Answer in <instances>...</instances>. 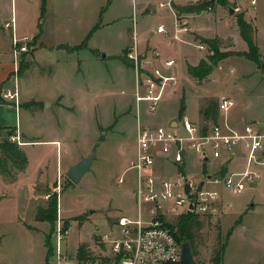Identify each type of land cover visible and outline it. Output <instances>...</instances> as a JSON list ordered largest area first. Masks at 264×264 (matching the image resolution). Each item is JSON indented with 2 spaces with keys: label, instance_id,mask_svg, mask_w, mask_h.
Returning a JSON list of instances; mask_svg holds the SVG:
<instances>
[{
  "label": "rangeland",
  "instance_id": "1",
  "mask_svg": "<svg viewBox=\"0 0 264 264\" xmlns=\"http://www.w3.org/2000/svg\"><path fill=\"white\" fill-rule=\"evenodd\" d=\"M244 1L248 8L254 6L251 1ZM257 1L258 6L261 2L263 3L261 0ZM24 2L27 0H17L19 28L26 22ZM131 4V0H112L108 17L117 16L119 19L111 22L110 26L105 29L107 33L104 34L105 47L100 50L101 61L93 64L91 60L86 59L80 66L81 70H78V67H72L71 64L66 66L67 71L64 77L67 79V75L71 74V79L78 81L74 86L66 87L64 85V89L70 90L72 95L66 99L67 103L72 104L69 111L55 109L53 112L38 113L31 117L24 107L21 109L23 129L28 131L32 122L36 128L43 129L42 136H57L61 139L63 161L70 156L71 160L77 161L80 156L85 155L92 148H95V154L90 170L86 171L80 181L75 182L67 176L65 170L68 167V162L65 161V165L63 164L61 170L57 172L54 182L42 183L40 177L35 174L36 168L43 160L42 157H45V163H48L49 170L55 166L56 144L45 145L50 150L40 156L37 151L40 153L44 145L26 146L29 162L25 172L19 174L15 180H7L14 176L12 172L10 176H7V179L1 182L0 187V195H2L0 197V230L5 233V237L0 241V257L4 260L3 264H45V260L43 261L42 258L43 242L46 244L47 258L54 250L55 234L53 231L58 217L68 228L61 248L66 252H73L80 243L93 244L94 238L109 226L115 216L120 213H133L136 208L134 201L135 171L133 168L124 169L132 155L136 126L132 115L133 111L135 114V110L133 103L130 105L131 100H129L132 81L130 80V71L124 70L121 65L123 59L119 56L121 48L124 46V39L119 35V32L128 28V25L129 28L132 25L130 20ZM9 6L10 0H0V9L3 15L9 14L11 10ZM86 9L88 11V8ZM202 9L212 10L208 9L206 5ZM126 13L129 16L128 19ZM224 13L226 17L218 20L216 25V32L221 36L219 37L220 47L225 50L232 47H246L239 31L229 29L227 25L233 16H227V9ZM123 15L126 17L122 18ZM258 15V23L262 27L264 39V8H261ZM188 18L191 21L189 15ZM230 28L232 27L230 26ZM200 29L210 31L212 30L211 24L203 22ZM228 32L232 36L226 35ZM78 35L79 33H76L75 37L77 38ZM167 46L161 43V48H158L171 50V47ZM195 46L197 47V44ZM200 49L203 50L201 59L211 63V71L206 73L203 79L190 75H184L181 78L178 76L179 82L172 88H175L177 97L185 94L183 98L188 115L197 122H201L204 115L200 107L207 101L217 103L219 97L224 94L235 99V105L228 112V119L231 120V123L239 121L237 108L242 107L246 110L243 105L247 106L249 110L246 112L249 114L252 112L263 113L264 72L255 61L240 54H233L212 63L210 57L213 54L209 48L203 45ZM30 50L29 45V49L21 53L17 65L19 74L23 71V60L30 58ZM88 52L92 54L89 49ZM123 54L124 52L121 55L123 56ZM87 56L88 53L83 51L80 57L87 58ZM261 60L264 64V56H261ZM212 61L214 60L212 59ZM94 71L103 75L105 73L106 78L111 75L112 78H116V83L111 89L103 88L104 91L102 87L96 88L91 82ZM55 79L44 71L37 74L33 71L26 72L22 79L18 78V84L20 82L22 91H26L25 95L30 91L43 95L49 91L52 81ZM97 89L98 91H96ZM121 109L124 112L120 114L124 115L114 121V127L106 126L110 119L112 120L114 116L117 117L116 114ZM101 132H103L102 135H100ZM191 151H188V154ZM190 157L192 164L198 166L195 154H191ZM212 163L214 161H206V168L212 167ZM11 169L13 167L9 169V172ZM120 176L123 177L122 180H119ZM244 192L238 195L245 194ZM238 195H232L231 198H237ZM53 196L57 200V217L54 223L51 224L47 221L44 227L43 223L35 219V214L38 207L46 206ZM223 214L213 218H200L202 223L194 240V259L199 264H212L209 259L211 253L219 242L226 239L227 244L223 253L224 264L264 262V240L262 239L261 243L257 241L258 215L255 213L245 215L237 229L228 237L229 226L236 221L230 220L234 214ZM49 260L51 257L48 258L46 264Z\"/></svg>",
  "mask_w": 264,
  "mask_h": 264
},
{
  "label": "crops",
  "instance_id": "2",
  "mask_svg": "<svg viewBox=\"0 0 264 264\" xmlns=\"http://www.w3.org/2000/svg\"><path fill=\"white\" fill-rule=\"evenodd\" d=\"M157 1L167 0H131L132 13L130 15V20L132 21V25L130 28L128 25V28L126 27V29L119 32V35L124 39V46L121 48V52L119 53V56L123 59L121 60V65L124 70L126 69L127 71H130V80L132 81L129 89V100H131L130 105L133 103V109L135 110V114L134 111L132 112L135 119V125L137 124V121H140L144 124L162 123L175 127L180 125L179 122L183 115H187L193 121L197 122L187 113V108L185 107L183 98L185 97V94L177 97L174 91L175 88H170L166 91L165 96L161 99L155 111L147 110L145 102L140 103L139 109L136 110L134 102V69L131 59L128 57L126 58L125 56V49L133 42V40L137 42L140 50L151 46L161 48V43H164L166 46L168 45L167 47H171V50L158 49L161 50L163 56L175 58L174 70H176L178 76H180V78L184 75L195 77L189 73L188 64H198L199 60L202 58L201 54L203 51L198 46H195V44L200 42L196 36L214 37L218 39L219 43V37L221 36L218 32H216V25L218 20H222V18L226 17L224 12L227 9V16H233V18L231 17V21L227 24L229 29L239 31L236 21L239 13H242L245 20L252 23L254 27V40L256 44L259 45L260 57H263V30L261 25L258 23V14L261 11V8H264V0H261L263 3L261 2L259 6L257 5V0H249L251 1V4L254 5L250 8L245 5L246 2L244 0H211L210 2L212 3V7L210 9L212 10L210 11H206L202 8L199 11L187 10L186 12L191 18V31L182 33V39L175 40L171 44L167 43L162 34L156 31V25L162 22L167 27L171 28L176 19V6L200 3L201 0H172V8L159 7L156 5ZM111 5L112 0L109 2L108 0H27V2L23 3V9L25 11L24 19H26V22L25 25L20 28L17 21V0H10L9 7L11 10L9 14L3 15L0 9V141L7 139L16 142L26 153L27 159L29 158V154L26 150V146L34 144L44 145L43 148H41L40 153L37 151V154L40 156L41 154H46L50 150L49 147L45 145L56 144L55 166H52L49 170L47 167L48 163H45V157H42L43 160H41L40 165L36 168L35 174H37V177H40L42 183L54 182L58 174L57 172L61 170L65 161H67V164L70 165V163L75 162V159L71 160L70 156L67 160L63 161L61 155L63 143L59 137L42 136L43 129L41 127L36 128L32 122L28 127V131L23 129L21 126V109L24 107L27 114L32 117L36 114L38 115V113L47 114L49 111L53 112L55 109L58 111H69L72 108V104L66 102L67 97L72 96L70 94V90L66 91L64 88L65 86H74L78 83V81L76 82L71 79V74L70 76L67 75V79L64 77V74H66L67 71L66 66L71 64L72 67H78V70H81L80 66L84 64L86 59L91 60L93 64L101 61L100 50L105 47L104 34L107 33L105 29L110 26L111 22L119 19L117 16L111 18L108 17V10ZM230 7L234 8L231 12L229 11ZM86 8H88V11ZM85 12L87 13L85 14ZM126 16L128 19V13H126ZM126 16L123 15L122 18H125ZM12 18L14 26H6L4 24L5 21H9ZM203 22L208 23L209 25L211 24L212 30H201L200 27ZM230 26L232 28H230ZM76 33H79L77 38L75 37ZM22 35H28L31 38L29 44L31 47V55L28 60H23V71L19 74L17 71V65L20 58L17 60L15 59V56L12 53V44L13 37L20 38ZM226 35L232 36L229 32ZM239 35L241 39H243L240 31ZM243 41L245 42L246 47L234 49L247 50V43L244 39ZM220 48L221 50H225L222 49V47ZM88 49L92 51V54L88 52ZM231 49H233V47ZM83 51L88 53L87 58L80 57ZM123 52L124 54L122 56L121 54ZM243 57L245 56L243 55ZM33 71L36 74L40 71H44V73L51 75L53 79L56 78L52 81V86L47 93L41 95L40 93L37 94L30 91L25 95L24 93H26V91H22V87L19 82L18 101L2 97V90L7 88V86L13 85L12 83L16 76L18 83V78L22 79L26 72L31 73ZM55 75L57 76L55 77ZM93 76L94 77L91 82L96 86V88L98 86L102 87L103 91L104 89L107 90L108 87L111 89L114 83H116V78H112L111 75L106 78L105 73L103 75L102 73H96L94 71ZM96 91H98V89ZM243 106L246 110L242 107L237 108V119L239 121L232 122V124L242 127L246 123L258 122L260 127L264 129V112H252L249 114L246 112L249 110L247 106ZM119 111L120 112L116 114L117 117L114 116L112 120L110 119L106 126H111V128L114 127V121L124 115L120 114L124 112L122 109ZM203 115L204 118L201 122L205 121L207 118H211V116L204 113ZM229 121L231 122L230 119ZM136 131L137 125L134 129L132 155L124 169L132 168L129 166L134 158ZM102 134L103 132H101L100 135ZM10 135H18L19 141L11 139ZM235 152V156H233L228 162V167L237 169L242 167L244 164V152H242L241 147H237ZM189 154L193 155V152L191 151ZM160 161L164 167L167 166V163L163 161L162 157L160 158ZM211 161H214V163H212V167L210 168H206V163H198V166L197 164L193 165L191 163V165L188 166V169H195L198 171L214 170L216 169L218 161L216 159H211ZM28 162L29 159L27 160L25 167L22 169H16L13 167L11 172L0 171V187L1 182L7 179V176H10L12 172L14 176H11V178L7 180H15L19 174L24 173ZM260 169L262 171L261 180L253 184L251 187L248 186L249 188L247 187V190L245 188L242 191L244 192L246 190L244 192L245 194L238 195L239 193L231 194L228 191H224V196L230 200V203L225 206L222 214L232 213L234 216L230 220L236 221L235 223L230 224V229L228 230L229 233L227 235L228 237L237 229V226L242 222L245 215L255 213L259 217L257 241L261 243L260 241L262 239L264 240V166L260 167ZM232 195H238V197L231 198ZM1 196L2 195H0V197ZM59 204H61V198ZM61 206L62 204L60 207ZM36 220L43 223L42 225H44V227L46 226L45 223L48 221L47 219ZM3 237H5V233L0 230V241L3 240ZM43 250L42 258L43 261L45 260L46 264L49 257L46 258L47 249L44 242ZM3 263L4 260L0 257V264ZM257 264H264V262L259 261Z\"/></svg>",
  "mask_w": 264,
  "mask_h": 264
},
{
  "label": "built area",
  "instance_id": "3",
  "mask_svg": "<svg viewBox=\"0 0 264 264\" xmlns=\"http://www.w3.org/2000/svg\"><path fill=\"white\" fill-rule=\"evenodd\" d=\"M171 1H157L156 5L172 8ZM206 7L210 9L212 3ZM175 18L171 28L162 22L156 25V31L169 44L181 40L183 32L191 31L187 12L176 14ZM4 24L14 26L13 18ZM30 41L28 35L13 37L12 53L16 60L29 49ZM203 45L197 43L199 48ZM125 50L134 69L136 110L145 102L147 110L155 111L166 91L179 82L173 69L175 58L163 56L155 46L140 50L135 40ZM12 84L1 95L18 101L17 76ZM234 105L235 99L224 94L217 101L215 119L195 122L183 115L180 125L175 127L137 121L134 158L129 166L135 171V210L115 216L94 238L93 244H85V250L77 248L73 252L61 248L68 228L58 217L53 231L54 250L48 264H181V240L175 226L178 216L181 213L205 218L220 215L230 203L224 191L238 194L262 178L264 129L258 122L242 127L229 122L228 112ZM10 138L19 141L18 135ZM237 147L244 152V164L230 168L228 162L235 156ZM191 150L200 164L216 159V169H188L192 163L188 154ZM122 179L120 176L119 180Z\"/></svg>",
  "mask_w": 264,
  "mask_h": 264
},
{
  "label": "trees",
  "instance_id": "4",
  "mask_svg": "<svg viewBox=\"0 0 264 264\" xmlns=\"http://www.w3.org/2000/svg\"><path fill=\"white\" fill-rule=\"evenodd\" d=\"M110 0H108L109 2ZM207 3H210V0L201 1L200 3H191L186 4L185 6L178 5L176 6L177 15L182 12L188 11H199L203 8ZM237 25L238 29L246 41L248 49L247 50H239V49H228L221 50L219 47L218 39L214 37H205V36H196L199 39V43H204L207 45L211 54H213L210 58V62L215 63L218 59L226 57L228 55L233 54H241L251 60L255 61L257 66L262 69L264 72V64L260 57L259 45L256 44L254 40V27L252 23L248 20H245L242 13L237 15ZM212 59L214 61H212ZM212 68L211 63L206 62L204 59H200L198 64H188V71L191 75L195 76L198 79H203V76L210 72ZM201 111L211 116L212 119L217 117V103L212 101H207L202 105ZM0 171L9 172V169L14 167L16 169H22L25 167L27 158L26 153L22 150V148L14 141L4 139L0 141ZM10 165V166H9ZM57 217V200L56 197L53 196L49 199L46 206L38 207L35 219H47L51 224L55 222ZM201 216L198 214H190V213H181L178 216V220L175 223L178 240H187L191 244L192 253H195V244L194 240L196 237V232L201 226ZM219 238V237H218ZM226 239L223 242H219V244L214 248L213 252L210 255V260L212 264H224L223 253L226 245ZM85 243H80L77 245L78 250L83 251Z\"/></svg>",
  "mask_w": 264,
  "mask_h": 264
},
{
  "label": "water",
  "instance_id": "5",
  "mask_svg": "<svg viewBox=\"0 0 264 264\" xmlns=\"http://www.w3.org/2000/svg\"><path fill=\"white\" fill-rule=\"evenodd\" d=\"M233 10L234 8L232 7L229 8L230 12ZM94 154H95V148H92L88 153L80 156V159L70 163V165H68V167L65 170L67 176L70 179L74 180L75 182L80 181L83 175L86 173V171L90 170L92 162L94 160ZM180 245H181V252H180L181 264H199L198 261L193 257L191 244L189 243V241L181 240Z\"/></svg>",
  "mask_w": 264,
  "mask_h": 264
}]
</instances>
